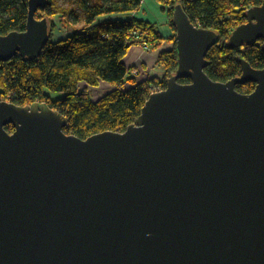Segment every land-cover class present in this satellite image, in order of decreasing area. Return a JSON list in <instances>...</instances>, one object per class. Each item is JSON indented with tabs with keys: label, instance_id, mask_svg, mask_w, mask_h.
Returning a JSON list of instances; mask_svg holds the SVG:
<instances>
[{
	"label": "water",
	"instance_id": "water-1",
	"mask_svg": "<svg viewBox=\"0 0 264 264\" xmlns=\"http://www.w3.org/2000/svg\"><path fill=\"white\" fill-rule=\"evenodd\" d=\"M48 2L29 0L0 61L41 55ZM247 11L230 42L264 53V1ZM173 21L178 71L124 132L83 140L47 103L0 94V264H264V68L242 60L240 76L213 81L218 34L181 6Z\"/></svg>",
	"mask_w": 264,
	"mask_h": 264
},
{
	"label": "trees",
	"instance_id": "trees-1",
	"mask_svg": "<svg viewBox=\"0 0 264 264\" xmlns=\"http://www.w3.org/2000/svg\"><path fill=\"white\" fill-rule=\"evenodd\" d=\"M49 0L37 17L49 24V43L41 55L27 58L20 54L0 61V94L6 101L27 106L45 102L69 118L67 133L83 140L102 132H124L141 115L151 96V87L166 89V79L178 71V47L174 12L182 8L190 22L218 34V41L206 55V73L213 81L228 83L242 74L241 61L255 69L264 68L262 43L233 45L232 32L247 23V10L264 0H159L168 15L171 38L162 36L159 27L133 15L143 0H70V7ZM29 0H0V36L24 32L27 27ZM80 11V15H78ZM62 16L69 35L53 41L55 16ZM82 23V28H76ZM146 44L160 51L158 63L163 77L139 81L136 67H127L125 58L131 47ZM170 44L171 49L163 50ZM181 84L191 83L188 78ZM110 84L115 90L93 101L88 87ZM255 83L239 84L238 92L252 93ZM14 130L12 125L6 127Z\"/></svg>",
	"mask_w": 264,
	"mask_h": 264
},
{
	"label": "rangeland",
	"instance_id": "rangeland-1",
	"mask_svg": "<svg viewBox=\"0 0 264 264\" xmlns=\"http://www.w3.org/2000/svg\"><path fill=\"white\" fill-rule=\"evenodd\" d=\"M147 1H150V0H147ZM56 5L59 7H70V0H59L56 2ZM78 15H80V11H78ZM54 20L56 21V29H55V35H54V39L53 41H58V40H61V39H64L66 38L68 35H69V30L67 29V26L65 25V22L64 20H62V16L59 15V16H55L54 17ZM76 28H82V23L80 25H77ZM141 49H143V51L149 55L148 58H146L147 61L146 62V66H144V64H139V67H136L135 69L136 72H135V75L136 73L139 72L138 75V82L139 81H145V80H149L150 78H154V77H163V72L165 71L163 69L162 66L159 65L158 63V56H159V53L160 51H150L148 50L144 44H138ZM168 46V45H164V48ZM163 49V47H162ZM153 65V67H151L152 70H150L151 72L153 71V73L150 75L148 74V72L146 71L148 69V67L150 65ZM85 87L88 88V92H89V95H91V98L93 101H96L98 99H101L105 96H107L108 93L112 92L114 89V87H112L110 84H104V83H101L100 86H97L96 88L94 87H88L86 84H81V88L82 89H85Z\"/></svg>",
	"mask_w": 264,
	"mask_h": 264
},
{
	"label": "crops",
	"instance_id": "crops-1",
	"mask_svg": "<svg viewBox=\"0 0 264 264\" xmlns=\"http://www.w3.org/2000/svg\"><path fill=\"white\" fill-rule=\"evenodd\" d=\"M141 5V8L136 11L133 16L136 19L138 18L145 22H151L157 25L163 37L167 39L171 38L170 36L173 32L171 27L169 26V19L164 9V5L161 4L159 0H143ZM167 45L168 46H166L165 48L163 46V50L171 49V45ZM148 57L149 55H147L139 45H134L133 47H131V50L124 61L127 67H139V64H144V66H146L145 61H147L146 58ZM151 67H153L152 64L146 70L149 75L150 73H153V71H150L152 70Z\"/></svg>",
	"mask_w": 264,
	"mask_h": 264
},
{
	"label": "built area",
	"instance_id": "built-area-1",
	"mask_svg": "<svg viewBox=\"0 0 264 264\" xmlns=\"http://www.w3.org/2000/svg\"><path fill=\"white\" fill-rule=\"evenodd\" d=\"M144 46L146 47V44H144ZM139 74V72L138 73H136V75H138ZM138 77V76H137ZM160 91H162L160 88H154V87H151V93H154V92H160Z\"/></svg>",
	"mask_w": 264,
	"mask_h": 264
}]
</instances>
